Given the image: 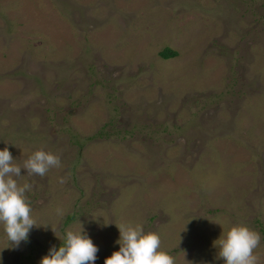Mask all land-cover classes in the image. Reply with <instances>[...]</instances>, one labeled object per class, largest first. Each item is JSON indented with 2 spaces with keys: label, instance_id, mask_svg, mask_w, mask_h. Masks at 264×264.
<instances>
[{
  "label": "rangeland",
  "instance_id": "rangeland-1",
  "mask_svg": "<svg viewBox=\"0 0 264 264\" xmlns=\"http://www.w3.org/2000/svg\"><path fill=\"white\" fill-rule=\"evenodd\" d=\"M6 146L62 167L21 169L47 227L17 248L0 224V264H40L82 225L104 264L129 222L176 264H225L218 240L245 225L264 264V0H0Z\"/></svg>",
  "mask_w": 264,
  "mask_h": 264
},
{
  "label": "clouds",
  "instance_id": "clouds-1",
  "mask_svg": "<svg viewBox=\"0 0 264 264\" xmlns=\"http://www.w3.org/2000/svg\"><path fill=\"white\" fill-rule=\"evenodd\" d=\"M61 167V156L50 151L37 150L20 164L7 146L0 150V224L10 246L18 248L22 241H28L33 227L44 226L34 218L31 201L26 195L32 185L27 182L21 185L17 179L22 176L21 169H26L29 177H44L51 169ZM60 182L64 183V179L61 178ZM57 215L63 217V210L57 209ZM116 226L120 232L116 243L120 248L106 258L104 264H176L175 257L162 250V239L157 232H145L138 223ZM52 231L56 234L53 227ZM218 241V258H222L225 264H260L256 250L261 235L257 231L236 225ZM98 252V246L82 225L80 230H68L62 245L58 249L52 246L40 264H95Z\"/></svg>",
  "mask_w": 264,
  "mask_h": 264
},
{
  "label": "trees",
  "instance_id": "trees-1",
  "mask_svg": "<svg viewBox=\"0 0 264 264\" xmlns=\"http://www.w3.org/2000/svg\"><path fill=\"white\" fill-rule=\"evenodd\" d=\"M160 54L167 59L178 55L177 51L171 49L170 47H166L164 50L161 51Z\"/></svg>",
  "mask_w": 264,
  "mask_h": 264
}]
</instances>
